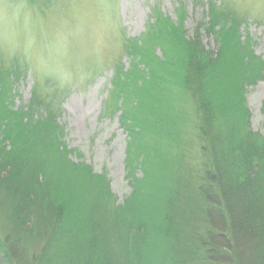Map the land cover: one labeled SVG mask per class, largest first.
Segmentation results:
<instances>
[{
    "label": "trees",
    "instance_id": "obj_1",
    "mask_svg": "<svg viewBox=\"0 0 264 264\" xmlns=\"http://www.w3.org/2000/svg\"><path fill=\"white\" fill-rule=\"evenodd\" d=\"M176 1V22L155 10L143 35L122 37L126 71L113 65L103 111L127 132L131 190L119 205L62 141L48 100L59 105L57 81H34L15 107L30 68L13 58L2 71L0 59V264H264V137L249 129L244 98L263 62L225 1L205 0L198 25L215 55L198 33L187 40Z\"/></svg>",
    "mask_w": 264,
    "mask_h": 264
},
{
    "label": "rangeland",
    "instance_id": "obj_2",
    "mask_svg": "<svg viewBox=\"0 0 264 264\" xmlns=\"http://www.w3.org/2000/svg\"><path fill=\"white\" fill-rule=\"evenodd\" d=\"M223 1L227 9L246 17L240 29L241 37L250 40L253 54L264 65V0ZM176 2L51 0L52 6L48 7L49 3L44 0H38L33 6L25 0H0L1 70L6 71L13 58L26 61L30 68L15 86V107L25 106L30 100L34 81L56 80V89L63 94L57 96L59 105L55 97H48V100L60 110L58 122L63 127L62 141L68 150L81 155L79 161L89 166L93 174H104L117 205L122 204L131 190L125 164L127 132L118 112L103 111L105 101L109 103L113 65L121 59L126 71L129 61L126 56L121 57L122 37L136 39L143 35L155 10L175 23ZM179 2L186 14L183 26L187 40H194L198 33L200 49L215 55L214 39L203 29L198 30L199 24L208 22L205 0ZM9 25L15 33L14 42L7 39ZM30 40L32 46L27 48ZM156 55L160 56L158 50ZM41 57L48 60L47 70L39 63ZM43 88L46 89L44 85ZM40 92L44 99L46 90ZM244 92L247 125L253 133L264 137V73L260 80L245 85ZM70 158L74 163L78 161ZM192 159L193 156H189L185 165L189 167ZM1 219L0 213V223Z\"/></svg>",
    "mask_w": 264,
    "mask_h": 264
},
{
    "label": "clouds",
    "instance_id": "obj_3",
    "mask_svg": "<svg viewBox=\"0 0 264 264\" xmlns=\"http://www.w3.org/2000/svg\"><path fill=\"white\" fill-rule=\"evenodd\" d=\"M7 39L9 40V42H14V40H15V33H14V31L12 30V26H11V25H9V31H8V34H7ZM32 43H33V42H32L31 40L28 41L26 47H27V48H31ZM54 47H55V46H54ZM39 63H40L41 67H42L44 70H47V69H48V66H49V65H48V60H47V58H45V57H41Z\"/></svg>",
    "mask_w": 264,
    "mask_h": 264
}]
</instances>
